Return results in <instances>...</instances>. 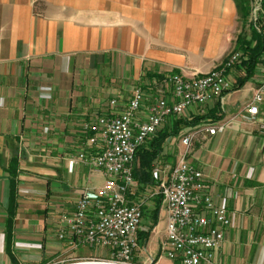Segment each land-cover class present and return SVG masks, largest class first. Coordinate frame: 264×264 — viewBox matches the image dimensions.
I'll return each mask as SVG.
<instances>
[{"label":"crops","instance_id":"1","mask_svg":"<svg viewBox=\"0 0 264 264\" xmlns=\"http://www.w3.org/2000/svg\"><path fill=\"white\" fill-rule=\"evenodd\" d=\"M239 4L0 0V264H92L87 261L111 258L108 249L58 237L61 215L75 210L83 191L106 180L72 161L91 150L85 124L122 113L137 89L157 93L172 74L200 76L221 66L242 31ZM227 75L237 86L246 71L235 68ZM261 78L256 69L222 99L188 109L180 120L189 123L164 144L166 165L172 167L185 150L183 138L195 134L188 159L228 211L231 223L213 264H264V100L257 123L236 117L246 112ZM149 104L148 96L141 120ZM176 121L166 125L173 128ZM208 127L218 130L210 134ZM156 190L155 183L143 192L138 183L131 200L144 194L152 209L160 196H151ZM165 211L157 257L145 254L152 233L144 244L142 234L133 262L180 264L161 254ZM150 223L143 221L140 230Z\"/></svg>","mask_w":264,"mask_h":264},{"label":"built area","instance_id":"2","mask_svg":"<svg viewBox=\"0 0 264 264\" xmlns=\"http://www.w3.org/2000/svg\"><path fill=\"white\" fill-rule=\"evenodd\" d=\"M252 16L255 27L264 32V0H256ZM240 58L241 54L233 53L222 66L200 76L172 74L161 82L157 93L148 95L143 89H137L122 113L102 116L94 123L85 124V131L91 133L87 139L91 150L80 152L72 161L89 166L106 180L98 189L83 191L75 210L61 215L60 240L110 251L109 260L87 263L139 264L133 262V258L138 248L144 202L130 198L136 194L138 186L133 175L137 150L168 121L181 118L190 108L222 99L230 92L233 85L227 73ZM164 89L170 94H163ZM148 96L150 104L141 120L140 113ZM263 100L264 69L252 102L245 113L236 117L250 124L257 123L258 105ZM110 105L114 109L117 101H111ZM206 130L215 134L218 127ZM194 137L195 134H189L183 138L185 150L174 166H155L152 174L157 190L151 196H162L168 212L161 254L180 264H213L231 220L227 209L218 205L208 192L203 172L188 159Z\"/></svg>","mask_w":264,"mask_h":264},{"label":"trees","instance_id":"3","mask_svg":"<svg viewBox=\"0 0 264 264\" xmlns=\"http://www.w3.org/2000/svg\"><path fill=\"white\" fill-rule=\"evenodd\" d=\"M253 1V2H252ZM240 3V12L242 15L243 21H248L251 18V14L253 12L251 8V3L253 6L256 0H238ZM252 36L247 38V35H240L237 39V45L234 53L241 54L240 60L234 65V68H244L246 71V77L240 79L236 85H233L232 90L240 88L243 86L247 80V78L251 77L257 69V66L260 63H264V32L259 31L255 27V21L253 20L251 23ZM177 121L171 128L170 124L165 125L154 137L149 138L144 145L138 148L136 153V160L133 169V175L135 180L139 183L140 189L145 192L149 187L154 186L155 181H153V164L157 162L159 155L164 151V144L166 139L171 135H177L180 132V127L186 126L189 122L181 121L180 118H174ZM173 119V120H174ZM172 121V120H170ZM171 123V122H170ZM169 127L171 129H169ZM137 195V194H136ZM144 196V194H143ZM141 197L138 201H143V218L148 222V230L145 233H141L142 230L139 231V234H144L142 243H146L149 240L151 232L156 226L161 205H162V197L157 196L153 202L154 208L150 209L147 206V200L144 197ZM133 197V196H132ZM130 197V198H132ZM143 198V199H142ZM143 223V220H142Z\"/></svg>","mask_w":264,"mask_h":264},{"label":"rangeland","instance_id":"4","mask_svg":"<svg viewBox=\"0 0 264 264\" xmlns=\"http://www.w3.org/2000/svg\"><path fill=\"white\" fill-rule=\"evenodd\" d=\"M253 10V9H252ZM243 20V19H242ZM252 21H253V16H251V18H250V20H248V21H244V23L243 24H240V26L242 27V31L240 32V34H239V36L240 35H242V34H244V35H247V38L248 37H251L252 36V30H251V23H252ZM243 22V21H242ZM240 28V27H239ZM236 48V47H235ZM235 51H233V53H234ZM232 53V54H233ZM231 54V55H232ZM230 55V56H231ZM228 60V59H227ZM226 60V61H227ZM225 61V62H226ZM224 62V63H225ZM223 63V64H224ZM222 64V65H223ZM221 65V66H222ZM220 67V66H219ZM257 69H261L262 71H263V69H264V63H260L258 66H257ZM134 96V95H133ZM178 137H181L180 135H178ZM136 160V159H135ZM167 163V160H166V155H164V151H163V153H161V155H159V158L157 159V162H154V164H153V169L155 168V166H158V165H163V164H166ZM134 164H135V162H134ZM134 164H133V169H134ZM153 171V170H152ZM102 183V179L100 178H98V180H97V182H96V184H98V185H100ZM166 209H165V206H163L162 207V210H161V212H160V214H159V217H158V220H157V223H156V226L154 227V230L151 232L152 233V235H151V238H150V241H149V243H148V247H147V249H146V252H145V254L149 257L150 255H153L154 256V258H156L157 257V255H158V251H159V241H160V237H161V235H162V231H163V229H164V226H165V217H166V211H165ZM143 221L144 222H147V220L146 219H144L143 218ZM149 222H151V221H149ZM149 226H147V228H143V230H142V232L141 233H145L149 228H148ZM157 227V228H156ZM138 234V242H140L141 240H140V237H141V235L142 234ZM141 243V242H140ZM163 244V243H162Z\"/></svg>","mask_w":264,"mask_h":264}]
</instances>
